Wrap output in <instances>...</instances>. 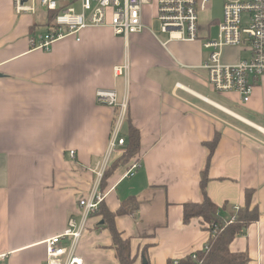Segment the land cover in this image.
Segmentation results:
<instances>
[{"label": "crops", "instance_id": "crops-1", "mask_svg": "<svg viewBox=\"0 0 264 264\" xmlns=\"http://www.w3.org/2000/svg\"><path fill=\"white\" fill-rule=\"evenodd\" d=\"M25 1L35 11L18 15L14 0H0V264H45L44 241L78 217L116 114L96 102L100 89H115L128 101L141 134L136 174L124 179L128 171L120 167L103 188L110 212L124 202L135 210L115 218L135 264L178 261L208 242L198 220L184 223L183 206L202 200L204 143L216 134L208 194L235 214L245 206L246 190L254 191L260 220L231 251L248 250L249 264H264V126L219 102L241 103L237 94L209 86L200 42L164 46L151 29L126 40L110 28L90 27L50 51L38 50L34 39L52 30V13L40 0ZM126 62L128 76L115 77L114 68ZM124 153L117 152L116 161ZM78 254L84 264H120L99 213Z\"/></svg>", "mask_w": 264, "mask_h": 264}, {"label": "built area", "instance_id": "built-area-1", "mask_svg": "<svg viewBox=\"0 0 264 264\" xmlns=\"http://www.w3.org/2000/svg\"><path fill=\"white\" fill-rule=\"evenodd\" d=\"M223 19L219 24L216 40L205 38L200 33V15L211 7L212 0H40L48 11L56 12L54 28L45 35L37 36L35 49L50 51L60 40L77 36L90 27L110 28L114 35L128 39L131 35L150 30L144 23L146 7L152 8V19L160 23L161 34L167 35L160 42L167 46L172 42H201L209 51L208 60L202 66L207 71L209 86L222 94H237L241 103L248 104L255 85L264 78V0H222ZM16 14L32 13L33 5L25 0H14ZM152 31V29H151ZM239 47L249 56L237 63L223 62L225 48ZM1 66V63H0ZM130 65L126 62L114 68V76L126 77ZM99 105L114 109L115 117L108 148L95 164V175L89 194L79 200L80 212L72 217L63 233L44 241L45 264H84L78 254L81 241L89 228L93 216L99 213L106 194L103 182L106 174L116 162L117 152L125 151L124 127L129 103L120 99L115 89H100L96 92ZM264 135V129H260ZM70 155L74 157L75 152ZM116 158V159H115ZM140 168L134 163L123 178L133 177ZM235 211H239L236 208Z\"/></svg>", "mask_w": 264, "mask_h": 264}, {"label": "trees", "instance_id": "trees-1", "mask_svg": "<svg viewBox=\"0 0 264 264\" xmlns=\"http://www.w3.org/2000/svg\"><path fill=\"white\" fill-rule=\"evenodd\" d=\"M49 12L52 13L51 29H53L56 12ZM124 137L126 139L125 153L106 174L103 182L104 189L107 179L115 173L114 171L120 167H125L129 171L131 166L140 160L141 134L131 123L129 112L125 122ZM219 141L220 135L216 134L211 141L204 143L209 153L206 165L201 171L200 192L202 200L199 203H189L183 206L184 223L188 224L193 220H198L204 230L210 233L209 240L203 249L195 251L181 260L169 261L168 264H249L251 262L248 250L234 253L231 251V245L236 238L246 236L250 226L260 220L259 207L253 204L254 191L246 190L245 206L235 214L229 213L227 209L219 208L208 194V184L211 181L209 175L211 162ZM133 211L135 210L129 202L122 203L116 213L110 212L104 204L99 209V214L111 234L113 248L120 264H135V260L132 257L130 240L124 239L117 230L115 218L130 214ZM223 212H226V215Z\"/></svg>", "mask_w": 264, "mask_h": 264}, {"label": "rangeland", "instance_id": "rangeland-1", "mask_svg": "<svg viewBox=\"0 0 264 264\" xmlns=\"http://www.w3.org/2000/svg\"><path fill=\"white\" fill-rule=\"evenodd\" d=\"M223 9L224 3L222 0H212L211 7L207 11L203 12L200 15V33L202 37L208 36L211 40H216L218 38L219 24L223 19ZM152 8L146 7L144 11V23L152 29L153 32L157 33L159 38L166 40L167 35L161 34L160 32V23L152 19L151 14ZM140 35V34H135ZM199 51L201 53V64H205L208 59L209 51L204 49L202 43ZM175 46V44H174ZM180 46V44H179ZM249 56L248 52H243L239 47L237 48H225L223 62L228 63H237L247 58ZM264 79V78H263ZM261 79L259 89L256 91L258 98L254 99L256 103L244 104V103H232L228 102L226 98L219 101L222 105L231 108L237 114L247 117L250 120H253L264 126V80ZM221 95V94H217ZM126 132V128H125ZM124 134V133H123Z\"/></svg>", "mask_w": 264, "mask_h": 264}]
</instances>
